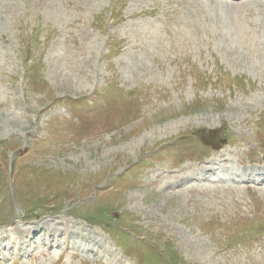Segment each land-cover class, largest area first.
<instances>
[{
  "label": "rangeland",
  "instance_id": "obj_1",
  "mask_svg": "<svg viewBox=\"0 0 264 264\" xmlns=\"http://www.w3.org/2000/svg\"><path fill=\"white\" fill-rule=\"evenodd\" d=\"M263 155L264 0H0V264H264V180L193 173Z\"/></svg>",
  "mask_w": 264,
  "mask_h": 264
},
{
  "label": "bare ground",
  "instance_id": "obj_2",
  "mask_svg": "<svg viewBox=\"0 0 264 264\" xmlns=\"http://www.w3.org/2000/svg\"><path fill=\"white\" fill-rule=\"evenodd\" d=\"M253 14V12H252ZM227 160L225 159H222V160H217V163L216 165L219 167V169H230V167L227 166ZM215 169V168H214ZM190 171V170H189ZM194 173V179L195 180H198V181H202V180H208V174L210 175V177L214 176L216 177L215 175H219L217 173H214L212 171V168H211V164L209 163V165L204 169H194L193 171ZM257 172L253 171L251 173V175H254L256 174ZM226 176H231L232 173H230L229 171L226 170L225 174ZM245 175V177L243 178V181L244 182H248V181H253V179H250V176H246V174H243ZM189 175L187 174L185 178H187ZM201 176V177H200ZM220 178V176H218ZM264 177V176H262ZM248 178V179H247ZM181 181H176V184L180 183ZM45 226H42V227H34L33 229H37L36 231H34L33 233H36V235L39 237L40 239V242H43V239L44 235L43 233H45L44 231V228L46 227V224H44ZM18 229V228H17ZM32 229V230H33ZM21 233H26L28 231V233H32V230L31 228H29L28 230H26L25 228L24 229H18ZM13 231H16V229H13ZM3 232V233H2ZM0 233V251H2L3 253H6L7 249H9L12 244L14 243H19L20 241L22 240H25V238L21 237L20 235H17L15 234V237L12 239L10 236H6L5 234L8 233V231H2ZM74 231H70V230H60L55 236L53 239H51L50 241L48 242H45V244L43 245H40V243L35 247V251H32V252H29V255H31L33 253V257H32V261H37V258L40 257H44L45 255H50V248L51 247H54V246H60L61 247V250L62 252L60 253V256L59 258L61 259L62 255H64V249L63 248V244L64 242L61 240L62 239H66L71 233H73ZM23 235H26V234H23ZM10 242V244H9ZM9 244V245H8ZM93 247H95V244L93 243ZM48 248V249H46ZM86 252V251H84ZM87 254H89L88 252H86ZM107 254L110 255L109 251H107ZM46 257V256H45ZM7 259H9V256H7L6 254H3V256H0V262L1 261H6Z\"/></svg>",
  "mask_w": 264,
  "mask_h": 264
}]
</instances>
